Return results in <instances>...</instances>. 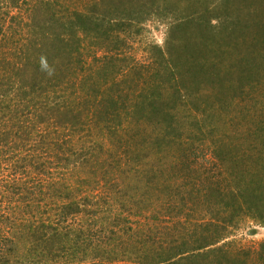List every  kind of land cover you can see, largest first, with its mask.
Listing matches in <instances>:
<instances>
[{
    "label": "trees",
    "instance_id": "1",
    "mask_svg": "<svg viewBox=\"0 0 264 264\" xmlns=\"http://www.w3.org/2000/svg\"><path fill=\"white\" fill-rule=\"evenodd\" d=\"M149 21L167 37L139 61ZM253 93L254 116L226 133L221 106ZM30 167L32 188L17 177ZM86 169L79 189L45 180ZM1 173L22 214L0 196V264H119L102 254L116 242L99 234L106 200L86 193L114 174L160 193L162 226L181 224L141 264H264V241H226L244 219L264 226V0H0ZM8 226L34 250L18 255Z\"/></svg>",
    "mask_w": 264,
    "mask_h": 264
},
{
    "label": "rangeland",
    "instance_id": "2",
    "mask_svg": "<svg viewBox=\"0 0 264 264\" xmlns=\"http://www.w3.org/2000/svg\"><path fill=\"white\" fill-rule=\"evenodd\" d=\"M167 31H168V25L166 23L159 21L147 22L145 25L144 32L142 36L139 38L140 40H138L134 44L132 43L134 48L130 50V53L135 55L138 58L137 60L139 61L144 60L148 55L147 49L149 44L151 45V43H155L159 45H164V42L167 37ZM242 99H243L242 101L241 98L238 100L239 102L236 103L237 105L229 106L227 104L225 105L224 108L223 106H221V109L223 110L222 111L223 117L225 116L229 117L227 118V120H225L228 126V130H226V133L228 134L233 133L235 130L240 131L239 130L240 124L243 123L242 120L254 116V105L257 103V100L260 99V104L263 102L261 98H255V93L248 96H244ZM249 106H250V110L249 108H247ZM181 113L186 114L184 111ZM5 163L6 162H3V167H5ZM28 171H29L28 173L29 175L25 173L23 177V173H22V174H17V177L19 182H21L22 184L26 179L29 178L28 186L32 188V183H34L32 179L36 178L37 175L33 167H30ZM55 172L56 170H53L51 174ZM82 172L83 173L80 172L73 173L72 171L68 170V174L64 172L65 174L63 175L59 174L60 172H58L45 180L46 182L49 181L50 183L65 182V183H69V185L74 184L75 185L74 188L76 189V187L77 188L79 187L78 180L82 179L84 175H88V174L91 175L89 173V169L83 170ZM4 173L5 175H8L10 171L7 170ZM172 175L173 173L170 172L165 173L164 177L161 178L160 176L161 180L160 178H158V180H160V182L162 181L161 183L172 182V178H173ZM0 176H3L4 181H9L10 179V178H5L4 175H2V173L0 174ZM112 181L116 182L115 183L116 186L113 189H105L102 187L100 189H97V191H93V190L90 191V189H93L94 185H88L86 187V193L89 194L91 200L94 199L95 202L96 201L98 202L103 197L106 200V202H104L106 204L102 203L104 205L102 206V209L98 214V217L101 218L102 216L104 217L108 216L109 221H104L103 223L102 221H100L101 222L100 227L104 230H102V232H100L99 234L105 235L107 237L104 238L106 241L107 239L109 240V238L110 239L112 238L114 239V241H116V242H112L110 245L102 244V247L104 249V251H102V254L105 255L106 257L117 255L116 257L119 261L118 262L119 264L144 263L143 261L148 259L147 254L151 255V252H155L154 251L155 250L154 248L156 247L154 243L155 240L160 238V236L162 235L165 236L166 233L167 236L169 237L168 233L179 230L181 228V224L168 223V224H164L166 226H162L159 223V220L156 219V217H160L163 214V210H164L161 206L158 207L159 205L157 203H154V200L160 198L159 196L160 193L154 194L153 196L152 193L150 194L146 193V196H143V189L135 188V183H136L135 181L127 183L126 186L125 184L122 183V178L118 174L113 175ZM19 182L18 185L22 187V185ZM3 184L6 185L5 182H3ZM124 186H126L125 189ZM8 189H10V187H6V186L0 187L1 190L0 196L8 198V200L4 199L8 207L6 209V213L9 216H13L14 213L17 215H21L22 213L18 214L17 212H15L17 204L13 203L16 200H19V197L16 193V195L14 196L12 195V200L10 201L9 199L10 196L8 197ZM21 191L22 193L25 192V190L23 189ZM72 191L74 193L76 190L75 191L72 190ZM97 197L100 198L97 200ZM148 207L152 209L150 212L147 210ZM25 216L28 217V214H25ZM243 221L244 222H242V224H239L240 226L233 233V236H231L226 241L227 242L233 241V247L236 249L237 247H241L246 249L252 248L254 250H258L260 244L264 241V226L248 218L244 219ZM75 225L78 226L80 225L79 220L75 223ZM10 232L13 235L17 236L18 239L21 241L22 238L20 237L21 233H19V231H17V233H19L17 234L10 227L5 228L3 230L4 234L6 233L9 235ZM89 237L95 238L94 246L98 248L101 245L100 243L101 237L94 236L92 234ZM149 239H153V240H149ZM22 241H23L22 249H21L22 253L19 252L18 255L19 254L22 255L28 252L27 251L28 248H33L34 250L33 245L31 246L29 243L28 247H26L23 239ZM120 241L121 243H119ZM137 245L141 246V249ZM136 247H138V250ZM142 252L146 254L142 255ZM47 257L49 258L50 256H46V258ZM49 261H53L55 262V264H63V259H57L55 261L50 257ZM25 262L27 264H31V261H28V259H26ZM86 264H91V261L87 260Z\"/></svg>",
    "mask_w": 264,
    "mask_h": 264
}]
</instances>
